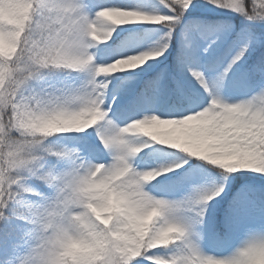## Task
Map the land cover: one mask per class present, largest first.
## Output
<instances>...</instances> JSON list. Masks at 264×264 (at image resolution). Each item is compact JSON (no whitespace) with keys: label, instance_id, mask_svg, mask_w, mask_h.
<instances>
[{"label":"snow or ice","instance_id":"obj_1","mask_svg":"<svg viewBox=\"0 0 264 264\" xmlns=\"http://www.w3.org/2000/svg\"><path fill=\"white\" fill-rule=\"evenodd\" d=\"M5 123L0 264L53 200L59 264L264 261V0H0Z\"/></svg>","mask_w":264,"mask_h":264},{"label":"clouds","instance_id":"obj_2","mask_svg":"<svg viewBox=\"0 0 264 264\" xmlns=\"http://www.w3.org/2000/svg\"><path fill=\"white\" fill-rule=\"evenodd\" d=\"M103 39V37H99ZM60 53L55 50L48 53L52 59L44 60L45 66L59 64L60 61L56 59V56ZM15 116V114H13ZM0 127H6V123L0 125ZM27 130V127H25ZM10 140L0 138V152L7 154L9 152L8 145ZM8 157L5 155V160ZM23 160L31 159L29 153L25 151L21 156ZM18 167L8 166L4 169L3 175L5 176V184L9 187L12 183H16V179L9 181L8 177H12L14 173L18 172ZM153 179L155 176L152 177ZM58 183H62L60 178H57ZM67 187L62 184V187L58 189L60 195H63L67 190ZM34 219L32 220L31 234L27 241L25 251L20 255L22 259L18 264H59L61 255L66 251L71 253L80 249L82 246L75 241L74 233L75 226L70 225L64 218L62 213L58 211L55 206V201H49L46 205H42L38 212L33 213ZM264 264V261L261 262Z\"/></svg>","mask_w":264,"mask_h":264},{"label":"rangeland","instance_id":"obj_3","mask_svg":"<svg viewBox=\"0 0 264 264\" xmlns=\"http://www.w3.org/2000/svg\"><path fill=\"white\" fill-rule=\"evenodd\" d=\"M100 2L107 3V2H109V0H100ZM133 2H135V0H133ZM152 10H157L155 8V5L152 6ZM125 27H132V28L138 29L142 34H144L146 36H155L157 34V29L161 28L162 26L135 25V26H125ZM117 31H119V29H117ZM149 63H153V62L149 61ZM145 67H147V65H145ZM136 71L139 72L140 70L137 69ZM117 75L123 76V75H127V73H117Z\"/></svg>","mask_w":264,"mask_h":264},{"label":"trees","instance_id":"obj_4","mask_svg":"<svg viewBox=\"0 0 264 264\" xmlns=\"http://www.w3.org/2000/svg\"><path fill=\"white\" fill-rule=\"evenodd\" d=\"M219 11V10H218ZM234 15V14H233Z\"/></svg>","mask_w":264,"mask_h":264}]
</instances>
